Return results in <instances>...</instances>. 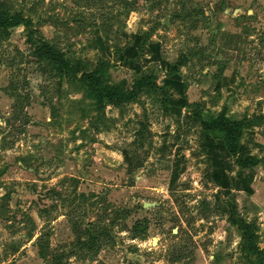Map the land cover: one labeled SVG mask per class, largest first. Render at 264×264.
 Returning a JSON list of instances; mask_svg holds the SVG:
<instances>
[{
  "label": "rangeland",
  "instance_id": "rangeland-1",
  "mask_svg": "<svg viewBox=\"0 0 264 264\" xmlns=\"http://www.w3.org/2000/svg\"><path fill=\"white\" fill-rule=\"evenodd\" d=\"M0 11L36 31H0V264H264V0H0ZM30 35L63 53L71 78ZM96 70L125 90L151 76L167 96L100 108L79 80ZM223 112L249 126L238 156L257 165L204 133Z\"/></svg>",
  "mask_w": 264,
  "mask_h": 264
},
{
  "label": "trees",
  "instance_id": "trees-1",
  "mask_svg": "<svg viewBox=\"0 0 264 264\" xmlns=\"http://www.w3.org/2000/svg\"><path fill=\"white\" fill-rule=\"evenodd\" d=\"M18 26H24L30 32L36 33L32 29V21L25 17L21 12H4L0 11V31L7 33L10 29ZM33 35H30L28 43L37 46L38 56L44 60H48L55 64L61 73L67 77H72V69L70 63L65 59L63 53L50 46L43 37L33 40ZM79 80L86 86L87 91L96 102V105L103 108L105 105H117L124 101L133 102L144 91L161 92L163 96H167V91L154 82L153 77L146 76L137 79L133 83V87L130 90H125L119 86L105 87L100 83L99 71H93L90 73H83ZM245 120H233L226 116V113H221L218 117L211 120H201V125L204 133H208L216 139H223L226 144L228 152L239 159L240 166L242 168H248L250 166L257 165L259 160L254 156H247L242 159L239 158L238 153L240 149V140L244 134L246 126ZM232 223L238 227L244 242V251H254L255 244L251 238L252 228L249 223L241 218L236 212L232 211ZM251 232V235H250ZM138 230L135 232L137 235ZM90 242L97 241L95 235L89 236ZM255 252V251H254ZM251 253V252H250Z\"/></svg>",
  "mask_w": 264,
  "mask_h": 264
}]
</instances>
